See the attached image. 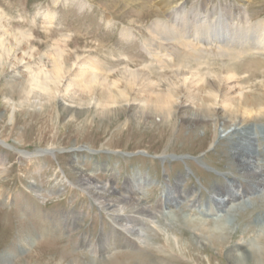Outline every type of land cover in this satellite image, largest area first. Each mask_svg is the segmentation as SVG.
I'll return each mask as SVG.
<instances>
[{"label": "rangeland", "instance_id": "obj_1", "mask_svg": "<svg viewBox=\"0 0 264 264\" xmlns=\"http://www.w3.org/2000/svg\"><path fill=\"white\" fill-rule=\"evenodd\" d=\"M211 6L222 8L226 15H247L253 24L264 20V0H0V41L5 37L12 48L8 58L0 46V264H230L228 248L253 239L258 240V249L264 244L259 228L256 233L249 231L258 213L264 212V192L226 208L239 206L238 213L217 212L213 200L219 197L214 190L231 185L230 179L239 186L244 179L231 156L233 140L225 139L229 130L217 125L215 117L210 119L222 116L221 110L204 101L210 84L225 72L224 63L256 60L262 63L259 73L246 82L255 70L251 66L239 90L248 99L263 97L264 55L232 61L213 58L208 62L211 66L202 68L209 82L204 90L192 92L194 98L180 89L177 111L167 120L154 113L147 118L153 105L147 107L139 88H127L124 80L126 70L138 72L156 84L158 92L167 94L172 81L178 84L177 73L190 77L197 61H185L188 69L184 70L176 63L161 69L144 43L179 47L166 34L153 39L151 26L171 22L165 13L168 7L199 8L206 15ZM124 31L131 37H125ZM59 54L69 67L89 59L103 64L105 72L99 73L108 77L116 102L106 105L109 95L100 88L93 95L80 89L71 93L63 83L58 86L54 63ZM40 70L47 90L30 86V73ZM205 104V125L191 129L185 118L201 113ZM252 126L257 139L252 152L261 157L257 167L261 172L264 118ZM79 170L120 198L140 197L152 207L151 218L136 211L130 214L144 219L138 226L139 248L120 253L111 248L107 260H101L102 253H93L99 239L112 233L117 214L92 195ZM136 178L142 188L139 196L126 192ZM168 191L186 199L159 210L157 204ZM129 206L126 203L124 208L132 212ZM178 217L202 220L216 233L227 226L230 236L225 244L206 239L205 251L196 239H205L211 232L203 237L187 228L181 236ZM215 219L220 223L211 224ZM260 258L259 264H264V255Z\"/></svg>", "mask_w": 264, "mask_h": 264}, {"label": "bare ground", "instance_id": "obj_2", "mask_svg": "<svg viewBox=\"0 0 264 264\" xmlns=\"http://www.w3.org/2000/svg\"><path fill=\"white\" fill-rule=\"evenodd\" d=\"M165 13L170 16L171 22L167 24L160 22L154 23L150 28L151 34L156 37L153 39H158L163 34H166L168 39H173L175 42L178 41L179 47H173L171 49L157 48L150 41H145L144 46L149 56L156 60L157 65H159L161 69H171V67L168 66L169 63H176L178 64L177 67L183 70L188 69L185 67V61H190V59L197 61L198 65L195 66V70H189L190 77L182 72L177 73L176 78L179 79L178 84L172 81V83H170L171 86L169 85L170 87L167 94L158 92L160 90H158L157 85L148 82L147 79L138 72H130V70L125 71L124 80L126 82V87L129 89L139 88V92L144 98L143 101L145 105L147 107H152L153 105L150 109L151 113L146 114V116H148L147 118H151L153 113L161 115L164 120L171 117L173 111H177L176 106L179 100L178 94L180 93V89H185L187 94L191 96H193V94H191L192 92L204 90L203 87L205 83H207V76L203 74L202 68L204 65H208V62H211L213 58H228L232 61L239 60L248 55H264V20L253 24L251 22V17L241 15L239 12L232 14L229 12V14L226 15L224 10L218 6H211L209 10L205 12L206 15H204L203 10L199 8H192L188 11L185 8L177 10L168 7ZM124 34H126L125 37H131L128 31L127 33L124 31ZM4 39L5 37L3 40L1 39L0 46L6 49L7 57L10 58L12 55V48L6 45V40ZM58 56L59 57L55 59L54 63L56 68L55 83H57L58 86L63 83V86L71 93H79L78 89H80L83 93L93 95L95 94L94 89L100 88L103 93L109 95L110 101H107L106 105L116 102L114 91L110 89L107 81L108 77L103 78L99 73L105 72V70L103 71V64L95 59H89L78 66L71 65L69 67L67 61L63 59L62 54ZM13 59L14 61L17 59L16 54L12 56V61ZM165 59H168V61H165ZM261 64L260 60L242 63H224L225 72L218 75L215 82L210 84L211 89L204 100L205 102L212 101L215 107H219L221 110L222 116L215 114L210 117V119L215 117L216 124L219 123L226 131L229 130L225 135V139L233 140L230 151L231 156L236 163L235 167L241 170L240 178L244 179L240 182L239 186L233 179H230L231 185L214 190V193L219 197V199L213 200L218 206V213H227L228 215L238 213L239 206L237 207L235 205L229 211H226V208L233 202L246 199L248 196H252L250 199L253 197L259 198L258 195L260 196V194L263 196L264 169L258 172L257 167L261 157H258L256 152H252L257 141L256 135L252 130V125L255 124L256 121H261V118H264V96L248 99L242 89L239 90L245 83V77H243V75L249 72L248 70L251 66H253L252 69L255 68L254 73L247 79L246 82H248L251 80V77L259 73L258 68ZM211 65L210 63L208 66ZM42 73V70L34 72V74L32 72L30 73L32 75L30 79L31 87L34 86L35 88L41 89L46 87L45 90L49 89L48 85H44V83L41 82ZM73 73L75 74V78L71 79ZM193 97L195 98V93ZM200 107L202 109L201 113L194 112V114L185 118L191 129L197 128V126L202 124L205 125L206 123L202 116L208 114V109L206 104ZM218 135L220 136L219 132ZM78 174H80L83 181H87L92 195L96 199L104 201L103 203H105V207L110 213L117 214L114 219L115 227L112 233L102 236L99 239L98 246L92 249L93 253L97 255L102 253L103 258L101 260H107L105 256L109 254L111 248L117 251V253H120L122 249H134L135 246L138 247L137 240H142L138 226L144 224V219L139 217L131 218L130 214L136 211V213H140L144 216L147 215V218H151L153 215L152 207L140 197L132 198L130 199L131 201L129 197L120 198L117 193L99 186L95 182L94 177L90 174L84 173L83 171L81 172L80 170ZM135 181L136 182L133 183L134 186L126 189V192L139 196L142 194V188H140L141 186H139L140 183L137 181V178ZM241 188L242 192L240 193ZM191 193L192 191L188 192L187 195ZM185 199L186 197L182 195L174 197L173 193L168 191V193L162 195L161 200L157 204V208L159 210L171 209V207H174L178 202ZM106 203H108V205ZM126 203H129L132 212L124 208ZM122 210L125 211L124 214L129 212V215L126 217L122 215ZM200 216L204 218L210 217L202 214ZM178 218L182 221L180 225V229L182 230L181 236H185L184 229L187 228L194 229L195 232L203 235V237L211 232L207 238H201L202 240H197L193 237L196 239L197 245H203L202 247L205 251L208 245L206 239L208 241L225 244L230 236L227 226L225 228L221 226L223 229L221 231L223 232L216 233L215 231H211L209 226L205 225V222H202V220L191 221L188 219L184 220L182 217ZM209 220H211V218H209ZM125 221L133 224V226L129 227L125 225ZM214 221L215 223L212 221L213 223L211 224L220 223V221L216 219ZM145 222H148V220ZM258 228L259 233H264V212L262 210L258 213L249 231L256 233ZM247 232L248 231H245V233ZM195 234L198 235L197 233ZM257 238L259 240L263 238L262 240H264V237L261 238L260 235H258ZM257 244L258 240L253 239L244 244L234 245L228 248L226 257L230 264H252L253 261H255V264H259L260 254H262V256L264 255V253H261V250H264V244L259 247V249ZM87 248L90 249L92 247L89 244ZM111 264L118 263L112 262Z\"/></svg>", "mask_w": 264, "mask_h": 264}]
</instances>
